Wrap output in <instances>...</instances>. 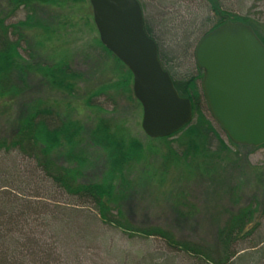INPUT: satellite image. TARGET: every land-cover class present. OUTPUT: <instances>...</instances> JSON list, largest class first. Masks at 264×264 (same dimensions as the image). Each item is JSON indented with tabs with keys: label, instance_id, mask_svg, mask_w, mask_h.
I'll return each mask as SVG.
<instances>
[{
	"label": "rangeland",
	"instance_id": "374dc122",
	"mask_svg": "<svg viewBox=\"0 0 264 264\" xmlns=\"http://www.w3.org/2000/svg\"><path fill=\"white\" fill-rule=\"evenodd\" d=\"M138 1L152 33L160 37L162 52L175 61L168 64L173 67L177 80L197 75V72L191 55L186 58L180 52L177 60L174 59L175 46L188 43L191 52L203 35L218 26L219 12L248 18L249 27L259 38H264V0ZM34 16L41 25L52 30L51 38L45 40L43 31L39 29L42 38L31 36L21 42L22 58L17 59V68L11 73L16 95L11 100L0 101V135H8L13 122L17 124L38 107L51 109L60 120L77 121L83 127V133L75 152L80 150L86 159L81 182L87 184L98 182L105 170L102 155L88 142L89 133L97 121L108 122L111 132L127 140L139 141L145 149L144 154L148 153L144 162L124 166L114 182L119 186L121 178L124 183L120 187L123 194L121 205L128 221L138 227L168 228L178 238L188 236L210 247L217 245L213 240L215 235L212 236L217 227L251 200H258L259 193H263L252 170L264 169V147L253 150L229 146L201 163L190 162L182 166H179L181 161L172 160V157L164 162L165 158L156 156L157 149L160 150L164 144L145 136L141 129L142 108L135 98L129 100L122 95L116 96L115 91H108L113 99L104 95L93 98L91 106L86 104L101 87L112 85L118 74L113 69L112 58L101 48V43L98 45L100 39L88 0L68 3L63 9L36 8ZM23 19L24 13L17 12L8 23L15 24ZM64 60L77 76L74 81L76 92L72 95L48 88L42 83L40 72L32 68L26 70L32 64L43 66ZM223 139L227 142V137ZM170 147L176 150V143ZM57 163L70 165L63 160ZM16 164L20 169L26 165L21 161L17 163V160ZM41 196L47 198L49 213L61 212L60 218L65 214L67 219V213L69 217L71 211L85 212L82 208L74 209L70 199L56 193L45 191ZM56 205L61 208L55 209ZM180 215L188 219L179 222ZM73 222L75 224L65 230L67 241H62V249L52 245L55 253L59 254L52 264H147L142 262V256L157 258L165 254V246L154 237H129L95 221L86 224L79 217ZM78 228L86 231L73 238L72 234L76 235ZM49 242L54 243V240Z\"/></svg>",
	"mask_w": 264,
	"mask_h": 264
},
{
	"label": "trees",
	"instance_id": "16d2710c",
	"mask_svg": "<svg viewBox=\"0 0 264 264\" xmlns=\"http://www.w3.org/2000/svg\"><path fill=\"white\" fill-rule=\"evenodd\" d=\"M84 1L0 0V101L11 100L16 95L11 73L17 68V59L22 58L21 42L31 36L42 38L39 29L43 31L45 40L51 38L52 30L35 19L36 8L63 9L68 3ZM17 12H23L24 19L15 24L8 23L15 18ZM144 13V30L157 43L159 63L170 75L177 94L191 102L193 116L191 123L179 133L167 138L151 139L164 144L160 150L157 149L156 156L165 158L164 162L172 157V160L181 161L179 166H182L191 164L190 162L201 163L229 146L234 149L247 147L233 145L228 139L227 142L223 139L226 136L208 113L200 84L202 73L198 71L196 64L194 68L197 75L178 80L175 78L173 67H169L175 61L162 52L160 37L152 33ZM217 15V27L229 21L249 26V19L246 17L225 11ZM260 40L264 44V38ZM98 45L101 46L99 41ZM101 48L114 61L113 69L118 72L115 75L117 80L112 85L101 87L93 97L88 98L86 104L91 106L93 98L104 95L113 99L108 91H115L116 96L122 95L134 100L131 73L103 45ZM189 49L188 43H178L174 59L177 60L181 52L186 58L191 55L194 60V48L192 53ZM29 68L40 72L41 81L48 88L62 90L69 95L75 94L74 81L77 76L70 71L65 60L52 61L43 66H39V63L32 64L26 70L29 71ZM30 113L17 124H11L8 135L7 131L4 132L6 135H0V264H52L59 256L52 245L55 244L57 248L64 246L62 241H67L65 230L72 227L75 224L73 220L78 217L85 220L86 224L95 221L129 237L158 239L165 246V254L157 258L142 256V262L147 264H262L264 261V169L252 170L260 181L258 183L263 193H259L258 200H251L247 206L238 209L222 222L223 225L217 227L212 233L217 245L210 247L193 241L188 236L178 238L168 228L138 227L125 217L124 207L121 205L123 194L120 192L124 183L121 178L119 186L114 182L121 175L124 166L145 161L148 153L144 154L145 149L139 141L116 135L109 129L108 122L97 121L89 133L88 142L102 155L105 170L98 182L83 184L81 179L87 163L80 150L75 152L76 147L81 144V124L77 121L60 120L47 107L35 108ZM173 142L176 143V150L170 147ZM16 160L17 163L21 161L26 164L23 169L17 166ZM58 160L71 166L58 165ZM45 191L70 199L74 209L82 208L85 212L71 211L69 217L67 213V219L65 214L60 218L61 212L49 213L47 198L41 196ZM54 208L61 207L56 205ZM187 219L185 215L178 217L179 222ZM84 231L86 229L78 228V233L72 234V237L79 236ZM50 239L54 243H50Z\"/></svg>",
	"mask_w": 264,
	"mask_h": 264
},
{
	"label": "water",
	"instance_id": "95a60500",
	"mask_svg": "<svg viewBox=\"0 0 264 264\" xmlns=\"http://www.w3.org/2000/svg\"><path fill=\"white\" fill-rule=\"evenodd\" d=\"M101 45L133 76V97L142 108L141 129L150 139L179 133L192 121L191 102L177 94L159 63L157 43L145 33L136 0H88ZM203 73L205 104L232 144L264 145V44L252 28L227 22L194 49Z\"/></svg>",
	"mask_w": 264,
	"mask_h": 264
}]
</instances>
